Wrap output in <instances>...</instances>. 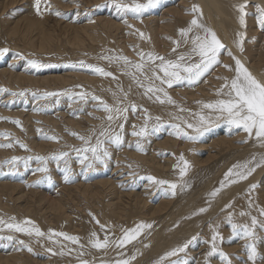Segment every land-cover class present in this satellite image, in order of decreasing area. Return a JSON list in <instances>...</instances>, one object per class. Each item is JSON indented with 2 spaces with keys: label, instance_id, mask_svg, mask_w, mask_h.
I'll list each match as a JSON object with an SVG mask.
<instances>
[{
  "label": "rangeland",
  "instance_id": "1",
  "mask_svg": "<svg viewBox=\"0 0 264 264\" xmlns=\"http://www.w3.org/2000/svg\"><path fill=\"white\" fill-rule=\"evenodd\" d=\"M61 1H62L61 3H57L60 4L59 7L58 6L55 7L53 5V0L52 2L50 0V4L53 6L52 7L53 10H60L65 14L64 16H56L53 11H43L44 8L43 4L41 5L42 15H38L35 9V0H30L29 2H25V3H23L24 1H22V3L15 2L14 4H9L6 6L5 4L3 5V3H1L3 2V0L2 1L0 0V49L8 50L7 52H5L4 55L0 56V86L8 90L7 92H0V132H7L11 134L7 140L5 139L4 136L0 135V143H10V142L13 143V146L9 148L0 147V161H4L5 159H8L12 156L35 157L39 155V156L48 157L51 156L52 154H57L59 152H68L70 157L68 166L72 170V177H73V180L71 182H65L63 178L64 177L63 169L65 167V164L63 160L59 162L51 159L48 160L46 165L48 169L47 175L51 177V182H49V180L47 179H42V177L45 175L44 173L36 171V169L38 167L43 166V164L35 159L29 160L27 167H25L23 161L18 162L17 169L14 172L9 170L10 169L9 165L0 164V183L5 182L9 184L10 183L15 184L14 189H10L9 187L5 188V191L2 194L1 201L4 204H6V206H10V205L12 206L15 202V206H16L15 208H13L15 211L13 209L11 210V208L5 211L4 207H0V212L2 211L7 212L6 215L8 214V218L15 216L17 217V215H19L21 219L24 217L25 218L29 217L32 220L34 218V220L32 221L39 220V218L45 220L51 219V222H48L49 225V226L47 225L48 227L45 225L43 226L41 222H40L41 224L37 223V221L35 222L36 225L38 224L39 228L43 232H47V233L44 236L45 238L44 237L37 238L34 236V239L36 238L40 240L39 243L45 240L44 242H46L48 245H53V243H57L59 245L63 244V243L62 244L58 243L57 240L54 238L52 240L48 239V235H47L48 230L52 228H54L56 232L59 231V232L67 233L69 235L77 236L81 231L80 226H82V228L87 227L88 229H90L89 233L87 234L88 236L90 232L95 231L96 233L98 232L97 234L100 239L101 238L103 239L105 234H109L112 239H115L114 237L115 233L112 232V230L109 231V229L107 228H104L102 230L100 228V225L96 223V221L98 220L97 215L91 211L90 208L91 206L88 207L86 202H83L86 200L85 197L79 199V202L76 205L75 204L73 205L72 207L73 209L70 206L67 207L68 209L66 207L64 209V211L66 212L65 214L70 215V221L73 222L74 229L68 228L66 223L65 225L63 223L60 224V222L56 218H52L53 216L50 214V212H47L48 210H46L47 204L45 203V201L58 200L63 198L64 196L61 194L62 186L71 185V187H74L75 184L78 183L90 184V185L95 183L96 185L103 186L105 185L103 182L107 181V179L114 178L115 175H122L123 177L118 176L116 177V179L119 180L121 177L123 179L125 178L126 180L124 181L126 182L129 180V183L127 182V184L130 187L129 190L133 191L134 193L136 192L141 193L140 191L143 188V186L147 185V183L145 184V182L147 181V177L153 176L145 171L144 167L142 166V163L141 162L139 163L138 161L139 158L138 155L135 154V152L138 151L135 146L137 142V138L140 137H135L131 135L132 131L134 130V126H135V130L138 131L139 128L142 127L143 124H145V119H144L145 109L138 107L137 111L133 113L129 108L128 112L126 113L127 119L125 121L123 119H120L121 120L120 122L119 120L113 122V125L116 123L115 124L117 126L116 127L115 125L112 126L111 122L110 124L106 122L107 120H106L105 112L102 109L95 107V104L97 102L92 101L91 99H89V101L85 103L79 101L76 98L70 100L67 96L60 95L59 102L57 103L56 97L41 98L42 94L45 92L62 93L65 90H69L72 93L88 92L94 94V92L92 91L94 89L93 84L102 83V85H104L110 82L109 79L111 80L118 79L119 81H121L122 79L121 69L117 68V63L116 62L109 63V61L101 59V56L116 55L120 53L123 55L125 54L123 50L121 51L120 49L119 50L113 49L114 45H110L106 42V37L103 34V32L100 30V28L103 27L102 19L105 17H109L118 22H123L128 18H130L132 15L128 14L126 16H122L121 14H119L117 12V9L112 3V0H105V1L101 0V3L95 0L94 2L96 5L91 2L90 4H87L88 6L86 5L87 7L84 6L87 2H90L87 0L84 1L81 0L82 3L85 2L84 4H82L80 0H77L76 4L79 5L74 4L73 6L71 5L72 0H61ZM181 1L182 0H170L163 7L173 6V8H177L178 6L177 3ZM97 2H99L100 4ZM140 2L143 3L146 2V0H140ZM251 4L252 3H247L245 5V12H246L245 18L248 20H250V17H252L251 20L254 18L255 20L253 19L252 22L253 28L254 26L255 27L258 26L259 32L262 30L261 32L264 33V28H261L260 25L258 24V18L253 17L254 15H256L255 14L256 12H254V10L250 7ZM89 7H91L92 9ZM188 9L191 8L187 7L186 10ZM162 10L163 9L161 8L159 9V11L155 12L156 15L162 12ZM167 13L169 16H171L172 14L170 11H167ZM189 13L191 12L189 11ZM116 14L117 16H115ZM25 15L26 17H31V18L34 17L36 19L38 18L39 20L42 21L46 20L49 22L47 23V26L49 27L47 34L43 38H41L40 32L37 29H32L29 25H25L24 22L25 20L19 22V24L16 23L17 20H22V18L25 19L26 18V17L24 18ZM146 16H149V14L145 13L142 17H146ZM116 17L118 18L116 19ZM132 18L134 17L132 16ZM57 21L59 22L57 25L55 23L53 24V22H57ZM66 24L67 25L69 24L70 26L64 27V25ZM74 26H82L84 28H90L91 29L90 31H92L94 35L89 36L87 35L86 31H81V30L79 31L78 35H75ZM168 27L169 26H164V29H167ZM123 28L124 27H121L122 30H120V32L117 30L112 33L114 34L113 35L114 43L115 41L116 44L124 43L122 42L124 41V39H122V35H121L122 34L121 31H123ZM124 31H126V29ZM252 36L257 40V35L253 34ZM249 39L250 36L247 38V40ZM140 41L141 43L137 44L139 47H141L143 39L140 38ZM254 42L256 41L254 40ZM180 43L181 44H179V46L181 48H183L186 45V43L184 42H180ZM251 43L252 41L248 42V44ZM180 47H176L177 53L175 55V58L182 52L187 51L186 48L182 50ZM140 50L148 52L147 49H142V48H138L137 52ZM152 51L160 54L159 53L160 50H156L152 48ZM160 55H163L169 59V57L172 58L173 54L169 55L168 53L165 54L161 53ZM125 56L129 57V59L133 61L139 60V57L136 54H134L136 58H131L130 55L129 56L125 55ZM33 59L47 66L38 69L32 68L28 64V61ZM81 61H83L85 64H91V65H97L103 67L105 70L112 72L115 78H113V76L106 77V76L98 75L93 73L87 68L80 67L79 62ZM72 65H77V66L73 67ZM18 74L20 75V77L19 78L15 77ZM209 74L210 72L206 74L203 77V79L194 86H188L184 84V85H173L171 88H168L165 85V87L167 89H179L181 93H187V91L189 90L194 91V89L198 85H200L203 82V80L209 76ZM82 75L86 77L84 78L78 77ZM121 85L122 83L121 84L116 83L117 88H119ZM22 91L24 92V95L22 96L12 95V93H20ZM33 93H39L41 95L34 96ZM132 96L134 98H137L133 93ZM103 99L105 100V98ZM130 103L133 102L129 100V102L125 103V105ZM36 109H43V110H36ZM157 117L158 116H156V118ZM3 118H8V119H3ZM133 118H135L136 121ZM156 118L151 117V119L148 120L147 124L149 129L153 128L156 125H159V131L154 132L152 135L146 136V138L144 137L145 139L140 138L138 140L141 141V142L139 141L141 144L144 141L142 144L144 150L141 152L148 153L149 150L150 153H148L149 155L148 154L147 155L151 156L153 154L155 157L158 156L156 160L159 159L158 162H161L160 159H163L162 157L166 158L168 154L167 151L165 152L159 151L161 150V146L156 144L157 147L156 146L151 147L152 146L151 143H154L161 138L163 139L167 135V133L173 135L172 134L173 130H171L172 128L170 127L173 123L171 121L161 119L160 117H158L159 120H157ZM13 120H19L21 122V126H17L15 123L12 122ZM70 120L78 121L79 126H74L73 122H71ZM137 120L139 123H137ZM105 122H106L105 129L111 128L112 132H114L116 129L117 132L120 131L118 128V123L121 122L124 123L125 125L124 127L125 129L123 131L124 143L119 148H117L113 144L106 143L105 147L108 149L110 156L106 159L105 163L104 164L96 163L94 165L95 168L94 171L90 169L85 171L84 166H82L79 163L76 153L72 151L73 147L76 148L81 147L82 142L76 136H73L71 133L76 132L79 133L80 135L91 136L92 143H95L94 138L96 135L94 133H96V131L101 129L103 126L101 124H105ZM133 123H135V125ZM140 123L142 126H140ZM131 124L134 126H132ZM93 125L95 126L97 125L98 127L95 126L93 127ZM226 126L229 125H227L226 123L217 122L214 127L209 128L210 135H208V137L213 138L222 135L223 132L220 131H222ZM90 131H92V133ZM237 132H239V130L234 129L230 133L231 138L236 137L237 135L236 136H232V135H234ZM44 134L56 135L60 139L59 141L44 139L43 138ZM175 137L178 138L180 141L187 140L185 138H180L177 136ZM14 140H19L24 144H26L28 150L21 148L19 144L14 143ZM128 141L130 142L128 143ZM250 141L253 142L254 139H250ZM199 143L201 142L199 141ZM205 143L202 142L201 146L206 145ZM193 147H194L193 149H195L197 145L196 146L194 145ZM121 150H123V152ZM154 150L158 154L159 153L160 154L158 155L156 152H154ZM196 150L197 149H195L194 153L195 155L197 154V158L200 161L205 159V157L209 155L212 157L209 156L210 158L209 157L206 158L202 163H200V165H198L199 167H197L196 169L194 168L191 169L188 172V174H186L184 181L187 182V186L184 188V190H181L180 187H178V189L175 192V194L177 195H174V197H172L173 201L181 192H188L194 185L198 186L199 183L203 182L206 173L197 176L199 169L209 164L212 160L217 159L215 148L213 150L211 148H202L201 150H199L200 152ZM161 154L163 155L165 154V155L161 156ZM260 154L261 153L259 152L257 158H259ZM115 163L117 166L115 165ZM128 164H130L129 167ZM118 165H120V167H118ZM227 170L228 169H226V171ZM130 174L132 177H130ZM164 180L171 181L170 179H165V178ZM37 181H39V183H36ZM133 184L134 186H132ZM252 184H255L256 188L253 189L251 192H249V186ZM30 185H34V186H30ZM250 185L244 188L243 190H241L237 195H232L230 199H223L222 201H219L218 204L215 206L205 207L206 211L203 213H199L201 214L199 218L202 219L203 226L201 228L202 231L195 235L197 236V239L188 246L185 252L179 253L178 256L176 257L166 258V260L162 262V264H167L168 261L176 260V259H179L181 261L187 260L188 264H205V259H204L205 254L210 250V246L208 243H206V241H208L211 238L212 227H215L217 225L219 226L217 230L223 237V241L218 242L219 247L224 252L229 254L230 259L232 260V264H253L252 261L248 260V250L246 246V241L240 238L239 236L233 235L232 229L229 226L227 219L230 211L232 214L231 217L232 223H235L237 225L250 224L251 216H257L259 219H264V217H259V212H258V208H264V171L262 172L261 177H259L258 180L251 183ZM219 186H220L219 182H216L214 184V188H217ZM131 187H133L134 189ZM153 187L154 189L151 190V193L152 195L154 193L152 197V201L154 200V202L152 203L157 204L159 203V200H157L155 196L158 195V191L160 189L159 187L166 188L167 186L157 185V187L156 186ZM123 190L126 191V189ZM78 192H79L78 189L71 188V190H68V192L67 191L63 192V194L65 195L66 193L69 197L73 199L77 197V195L80 197L81 193ZM106 199L107 198L104 199L105 202ZM249 199H251L252 201L251 207H249ZM42 203L46 205L44 206ZM226 205H230V206L225 207ZM40 212L45 213L42 214L44 217L40 215L41 214ZM241 212L250 213V215L242 216L240 215ZM0 217L3 216L0 214ZM19 217L16 218L18 221H19L18 219ZM93 217H95L96 221L93 219ZM91 227L94 228V230L91 229ZM24 235L25 234L22 233L11 232L7 229L0 231V254L3 255V254H8L9 252L25 251V248H22L19 244V241H21V239L24 240L25 237H28V235L25 236ZM8 236H13L14 238L12 240H9L7 239ZM79 238L80 241L83 239L82 237ZM84 241L86 240L83 239L81 242L84 243ZM186 241L187 239L183 236L178 241L176 247L185 243ZM81 242L76 245L83 244ZM87 242H85L84 245L88 246ZM255 244L257 249L255 264H264V229L257 227ZM37 246L39 248L41 245L37 244ZM37 246L36 249L32 251L34 253L32 252L30 253L32 257H36V259L38 258L40 260L43 259V256L47 254V252L44 251L43 253L42 250L39 251V249H37ZM89 247L88 249L86 247L83 248L84 251L83 252L84 258L82 257L83 259L88 260L90 259V257L93 258V256H91V254H89L88 252L89 249H91L92 247L90 245ZM78 248L80 249L81 247L79 246ZM142 248L143 246L139 248V251ZM118 249L119 248L112 249L115 252V255H119V256L121 254L123 255V252ZM115 250H117L118 252H116ZM99 251L101 250L97 249L95 252H99ZM23 254L27 255L26 252ZM77 254H79L80 256V253H76L74 256H77V258L75 259H77L76 261L79 262V259L81 257H78ZM131 254L132 252L129 253L128 256H131ZM52 256L48 257L49 262L54 260L56 261L57 259L59 260L61 258L60 254H52ZM46 260L47 257L45 258L44 261ZM157 260L159 259L151 260L149 264L151 263L156 264ZM72 263L73 262H71V264ZM73 264H75V262ZM208 264H223V262L220 260L219 256H213L209 258Z\"/></svg>",
  "mask_w": 264,
  "mask_h": 264
},
{
  "label": "bare ground",
  "instance_id": "2",
  "mask_svg": "<svg viewBox=\"0 0 264 264\" xmlns=\"http://www.w3.org/2000/svg\"><path fill=\"white\" fill-rule=\"evenodd\" d=\"M22 1H24L23 3H25V2H29L30 0H3V2L1 3H3V5L5 4L6 6L9 4H14L15 2L22 3ZM76 1L77 0H72L71 5L73 6L74 4H76L77 3ZM87 1H90V2H87ZM87 1H86L87 3L84 6H86L87 4H90L91 2L95 4L94 2L95 0H87ZM97 1L101 3V0H97ZM168 1L170 0H161V3L158 6H156L155 8L149 9L148 12H146L147 14H149V16H146V17L141 16L139 19L132 18L131 16L130 18L125 20L127 21V23H125V21L118 22L109 17L103 18L102 19L103 27L100 28V30L105 35L106 42L110 45H114L113 49H117V50L120 49L121 51L123 50L124 54L128 56L130 55L131 58H136L134 54H136L135 52H137L138 48L147 49L148 51H152V48H153L156 50H160L159 51L160 54L161 53L163 54L168 53L169 55L173 54L172 58L175 59L177 49L175 52H172V49L176 47V45L173 44V41L184 42L178 30L181 28L187 27L186 25L188 24L189 20L192 17V13H189V11H187L186 8L187 7L191 8L193 4H197L199 5L200 10L202 12V16L200 17L201 22L204 25L212 28L217 33L222 43H224L227 46V49L230 50L234 56L241 59L244 65L253 73V75H255L258 79L264 80V33L261 32L262 30L259 32L258 26L256 27L254 26L253 28L252 22L254 18L251 20L252 17H250V20L245 18V26L242 27L239 23V11L237 8V5L239 4L243 3L246 5L247 3H252L250 7L254 10V12H256L255 13L256 15L253 14L254 15L253 17L258 18L260 16V9H264V0H182L181 2L177 3L178 4L177 8H173V6L163 7ZM61 2H62L61 0H53V5L55 7L56 6L59 7L60 4H57V3H61ZM128 2H130V0H128ZM76 5H79V4H76ZM161 8L163 9L162 12L156 15L155 12L159 11V9ZM167 11H170L172 13L171 16L168 15ZM115 16H117V14ZM25 17L26 15L24 16V18ZM117 18L118 17H116V19ZM23 20H25L24 21L25 25H29L32 29H37L40 32L41 38H43L47 34V31L49 28L47 26V23H49L48 21L46 20L42 21L34 17L32 18L26 17L25 19L22 18V20H17L16 23L19 24V22ZM54 23L57 25L59 22L58 21L53 22V24ZM68 26L70 25L69 24L64 25V27H68ZM164 26H169V27L167 29H164ZM74 27H75L74 28L75 35H78L80 30L86 31L87 35L89 36L94 35V33L90 31L91 30L90 28H84L82 26H74ZM121 27H124L123 31H121L122 39H124V41L122 42L124 43L116 44V41L114 43V36H113L114 34L112 33L117 30L120 32V30H122ZM125 29L126 31H124ZM137 30H139V32H143L145 34V37H148V39L146 40L143 39L141 47L137 45L141 43L140 41L141 37L139 36V32H137ZM238 32L244 33L242 52L235 44V41L237 39L236 34ZM253 34L257 35V40L252 36ZM249 36H250V39L247 40ZM254 40L256 42H254ZM251 41L252 43L248 44V42H251ZM170 45H173V46H170ZM185 48L188 51V49L190 48V44H186L181 49L183 50ZM170 58L171 57H169V59ZM220 59L222 62L221 65L215 66L212 70H210L209 76L205 78L203 82L194 89V91L189 90L187 91V93H181L179 89H167L164 86L166 91L169 93V95L176 101L175 105L168 104V103H160L159 101H156L154 97L153 99H149L147 96L143 94L144 89L138 87V85L131 79L129 75L124 74V71L122 70V64H118V63H117V68L121 69V75H122L121 81H119L118 79L117 80L109 79L110 82L108 83L105 82L106 84L104 85H102V83L93 84L94 89L92 91L94 92V94H97L98 96L102 98H105V100L110 105L116 103V98L113 97V92H115L117 93V96L119 97L121 101V106L125 105V103H128L129 100H131V102L136 104L138 107H141L142 109H146L147 113L152 118L153 117L156 118V116H158L161 119L171 121L174 124V123H181L180 120L176 119V117L179 116V117H182L183 119L188 120L189 122H194L195 117L192 114L201 111V106L197 104L196 101H209V100L216 99L215 90L222 83H224L223 79H218V77H231L233 75L232 72H230L228 69L222 66L223 64H230L234 67V61L231 59V57H229L226 53H224L221 55ZM19 74L16 75L15 77L19 78L20 77ZM78 77L84 78L86 76L82 75ZM116 83H120V84L122 83V85L119 88H117ZM120 89H123V92H121ZM124 93H127L126 99L124 98ZM132 93L137 98H134L132 96ZM178 96H179V99H178ZM133 103H130V104H133ZM177 105L186 109L187 111H183V112L179 111V108L177 107ZM204 111L207 112V110H204ZM72 120L70 121L73 122L74 126H79L78 121H72ZM115 121L116 120L111 121L112 126L116 124L115 123L113 125V122ZM120 121L121 120H119V122ZM106 122L110 124L108 120ZM106 122L105 124H101L103 125L102 128L96 131V133H94L95 135H98V133L101 130L105 129ZM137 123H139L138 120H137ZM133 124L135 125V123ZM94 126L95 125H93V127ZM140 126H142L141 123H140ZM95 127H98V126L96 125ZM138 127H139V124H138ZM234 129L235 128H230L229 126H226L222 131H220V132H223L222 135H219L213 138L208 137V135H210L209 130H208L196 142L192 140H188V139L184 141H180L178 138L175 137V135L173 136L167 133V135L163 139L161 138L157 140L156 142L153 141L154 143H151L152 146L150 145L151 147H153V146H156L157 144L161 146V150L159 151H162V152L167 151L168 154L166 158L162 157L163 159H160L161 162H158L159 159L156 160L158 156L155 157L152 153H151L152 155L150 154L151 156H148L149 155L148 153H150L149 150H148V153H143L141 151L135 152V154L138 155L139 157L138 158L139 163L140 162L142 163V166L144 167L147 173H150L151 175H153L152 177H155L157 179H164V178L170 179L172 182L178 185L177 188L175 189V192H176V190L179 187V184L182 183V180L179 176V169L174 168V164L177 163V157H179L180 154H183L184 158L187 161H189L191 165L188 170L189 172L191 169L193 168L196 169L197 167H199L198 165H200V163H202L206 158L210 156L209 155L205 157V159L200 161L197 158V154L195 155L194 153L195 149H197L196 151H199L202 148H211L212 150L215 148L217 159L212 160L209 164L199 169V172L197 174V176H200L206 173V176L204 177V181L199 183L200 186L194 185L188 192H181L174 199V201L172 200V197H174V195L171 194V191H169L168 193H165V191L163 190V188L165 187H159L160 189L158 191V195H157L158 197L155 196L157 200H159V203L157 204L152 203L154 202V200L152 201V197L154 193L152 195L151 190L154 189L153 186L157 187V185L154 182L147 179V181L145 182V184L147 183V185L143 186V188L140 191L141 193H138V192L134 193L133 191L129 190L130 187L127 184V182L129 183L128 179L132 177L131 174H130V177L127 179L128 180L127 182L124 181L126 180L125 178L123 179L120 177L119 180L116 179V177L122 176V175H115L114 178L110 177L111 179H107V181L103 182L105 184L103 186L96 185L95 183L91 185L78 183V184H75L74 187H71V185L62 186L61 194L64 197L58 200H46L45 201V203L47 204V205L45 204L46 210H48L47 212H50V214L53 216L52 218H56L60 222V224L63 223L65 225L66 223L68 228L74 229V224L73 222L70 221V215L68 214L66 215L65 214L66 212L64 211V209L65 207L67 208L68 206L72 208L74 204L76 205L79 202V199H81L82 197L83 198L85 197L86 200L83 202H86L88 207L91 206L90 207L91 211L97 215V219L99 220V222H101V224H104L106 226L105 228L109 229V231L112 230V232L115 233L114 235L115 238L121 235L122 228H131L135 224L141 221L150 223L152 227L150 229H145L142 232V234L135 240L136 242L133 241L127 244L124 248L118 249L123 252L124 258L129 257L128 254L131 252H132L131 256L135 254V259L131 261V264H149L151 260L159 259L161 256L164 255L165 252L176 247L178 241L183 236L188 241L191 239L190 237H193L202 231L201 228L203 226V222H202V219L199 218V216L201 215L199 213L201 212H198V209L209 207V206H215L218 204L219 201H222L223 199H230L232 195H237L241 190L248 187L251 183L255 182L256 180L259 179V177H261V174L264 171V166L256 168V170L250 176H248L246 180H241L234 184H230L222 188L215 197L209 196V193H211V191L215 189L214 184L216 182L220 183V181L224 178V172L226 171V169H229L230 167H232L233 164H236L237 162H243L244 160L249 159L253 154L258 155L259 152L261 154H264V147H261L255 140L253 142L248 140L247 143H239V141L243 140L246 137V133H244L241 130H239V132L232 135V136L237 135L236 137L231 138L230 133ZM116 130L114 132H117ZM185 130L189 132L190 134L192 133L191 129L185 128ZM90 132L92 133V131ZM138 139L140 138H137V141ZM199 141L201 143H199ZM129 142L130 141H128V143ZM202 142L203 143L207 142V143H205L206 145L201 146ZM194 145L195 146L197 145L198 148L195 147V149H193ZM155 150L154 152H156ZM121 151L123 152V150ZM164 155L161 154V156H164ZM118 157H121V156H118ZM129 165L130 164H128V167ZM118 167H120V165H118ZM185 177L183 178V181ZM132 186H134V184ZM7 187H9L10 189H14L15 184H12V183L9 184L5 182L0 183V207H4L5 211L9 210V208H11L12 210L13 208L16 207L15 202L12 206L10 204H9L10 206H6V204H4L1 201L2 194L5 191V188ZM71 188L78 189L79 192L81 193L80 197L77 195V197L72 199L66 193L65 195L63 194V192L65 191L68 192V190H71ZM123 189H126V191H124ZM105 198H107L106 202L104 201ZM5 211L0 212V214L3 216L5 220H7L8 214L6 215L7 212ZM194 212L197 214L193 215ZM40 213H41L40 214L41 216H43L42 214H45L43 212H40ZM17 217H19V215H17ZM27 218L30 219L29 217ZM18 219L23 220L25 219V217L22 219L19 217ZM32 220H34V218ZM36 221L39 224L42 223L43 226L44 225L47 226L48 222H51V219L45 220V219L39 218V220H36ZM80 227H81V231L79 232L77 236L85 239L86 240L84 241L85 243L88 241L89 236L87 234L89 233L90 229H88L87 227H83V228L82 226ZM91 229L94 230V228L92 227ZM84 231H85V234H84ZM44 233H47V232H44ZM53 238L56 239L58 243H61V244L63 243V244L59 245L57 243H53V245H48L46 242H44L45 240L39 243L40 240L36 238L34 239V236L25 237L23 241L27 245H29L32 249L34 248L33 250L36 249L37 244L41 245L39 248L37 246V249H39V251L42 250L43 253L44 251L47 252V254L51 253L50 256H52V254H60L61 247H64V254L63 255L60 254L61 258L59 260L56 258L57 259L56 261L54 260V261L49 262L48 261V257H50L49 254L48 255L45 254L43 256V259H40V260L38 258L36 259V257H32L31 253L27 251L25 248V251L23 252L15 251V252H9L8 254H3V255L0 254V264H71V262L73 263L75 262V264H79V262L76 261L77 259H75L77 258V256H74V255L76 253L84 252L83 251L84 247H86L87 249L89 247V244L87 246V245H84L83 242H81L83 239L80 241L83 244L76 245V244H72L70 241L64 240L63 237L54 236ZM81 245H83V247H81ZM79 246L81 247L80 249L78 248ZM142 246L143 248L139 251V248ZM48 248H51L52 252H49L47 250ZM112 249H117V247L111 246L108 249L101 250L99 252H95L97 249L95 250L94 248L89 249L88 251L89 254L93 256V258L90 257V259H88L89 264H102V262H104V264H108V262L119 259L121 255L120 256L115 255V252ZM115 251L118 252L117 250ZM25 252L27 253V255L23 254ZM77 255L78 257H80L79 254ZM46 257H47V260L44 261Z\"/></svg>",
  "mask_w": 264,
  "mask_h": 264
},
{
  "label": "snow or ice",
  "instance_id": "3",
  "mask_svg": "<svg viewBox=\"0 0 264 264\" xmlns=\"http://www.w3.org/2000/svg\"><path fill=\"white\" fill-rule=\"evenodd\" d=\"M113 5L117 9V12L122 16L131 14L134 18L139 19L143 16L149 9L155 8L161 3V0H146V2H140V0H112ZM44 5L43 11H53L56 16H64L65 14L60 10H53L50 0H35V9L38 15H42L41 5ZM239 11V23L243 27L245 26V4L237 5ZM192 13V17L188 22L187 27L179 29V34L183 38L184 43L190 44L188 51L181 53L176 56V58L168 59L163 55H160L154 51L145 52L140 50L136 53L139 60L133 61L129 57L123 54L116 55H104L101 59L109 61V63L116 62L122 64V70L124 74L129 75L131 79L138 85V87L144 89L143 94L149 99L155 98L156 101L160 103L176 104V101L169 95L165 89V85L171 88L173 85H188L194 86L200 82L203 77L210 72L215 66L221 65V55L226 53L234 61V67L230 64H223L222 66L233 73L231 77H218V79H223L222 83L216 91V99L209 101H196L197 104L201 106V111L193 113L195 117L194 122H189L182 117L177 116L176 119L180 120L181 123H174L170 127L173 129L172 134L185 138L188 140L196 141L205 132L209 130L210 127H214L217 122L226 123L230 128H235L246 133V137L239 141V143H247L248 140L254 139L261 147H264V80L258 79L253 73L244 65L241 59L234 56L227 46L222 43L221 39L218 37L217 33L210 27L204 25L201 22L200 17L202 12L199 5L193 4L191 9L187 10ZM127 23V21H125ZM258 24L261 28H264V9H260V16L258 17ZM131 27V26H130ZM139 32V30H137ZM237 39L235 41L236 46L243 51V39L244 33L238 32ZM139 36L142 39H148L145 37L143 32H139ZM176 47H179L180 41H173ZM176 47L172 49V52L176 51ZM7 49H0V56L7 52ZM28 64L32 68H42L47 65L41 64L39 61L33 59L29 60ZM76 67L77 65H72ZM79 66L87 68L95 74L102 76H113L114 74L110 71L105 70L103 67L91 64H85L83 61L79 62ZM159 82V83H157ZM0 86V92H7ZM123 92V89H120ZM15 95H24V92L12 93ZM34 96H40L39 93H33ZM67 96L70 100L73 98L79 101L87 103L89 99L97 102L95 107L102 109L106 113V119L111 122L113 120H126L129 108L133 113L137 111L138 106L136 104H127L121 106V101L117 96V93L113 92V97L116 98L115 104H109L102 97L97 96L88 92L72 93L69 90H65L62 93L57 92H45L42 94L41 98L46 97H56L57 103L59 102V96ZM124 98H127V93H124ZM179 111H187L186 109L180 107ZM43 110V109H36ZM204 110H207L205 112ZM145 113V124L139 128V130L132 131L131 135L135 137H146L152 135L154 132L159 131V125L153 128H148V120L151 119L147 110ZM8 119V118H3ZM159 120V118H156ZM17 126H21L19 120H13ZM124 123H118V128L120 131L112 132L111 129L101 130L98 135L95 136V143H92L91 136L80 135L79 133L72 132L73 136H76L81 142L82 146L79 148L73 147L72 151L76 153L79 163L84 166V170H95L94 165L96 163L104 164L106 159L110 156L108 149L105 147L106 143L115 145L117 148L121 147L124 143ZM191 129L190 134L185 130ZM0 135L4 136L7 140L11 135L7 132H0ZM44 139L59 141V137L56 135H43ZM14 143L19 144L21 148L28 150L26 144L19 140H14ZM13 143H0V147L9 148L12 147ZM131 146V145H130ZM136 149L138 151H143V145L136 142ZM90 153V155H89ZM68 152H59L57 154H52L51 156H35V157H18L12 156L4 161H0V164H7L10 166V171L14 172L17 169V164L23 161L25 167H27L28 161L35 159L43 164V166L38 167L36 171L44 173L45 175L42 179H47L51 182V177L47 175V162L49 159L55 160L57 162L63 160L65 167L64 180L65 182H71L73 180L72 170L68 166L69 162ZM190 163L187 161L183 154L177 157V163L174 165L175 168L179 169V176L182 180L179 187L181 190L187 186V182L183 181L186 176ZM264 166V154H260L257 158L256 154H253L250 159L244 160L243 162H237L233 164L225 173L224 178L220 181V186L215 188L209 193L210 197H215L222 188L234 184L241 180H246L258 167ZM150 181L154 182L158 186H165L163 188L165 193L171 191L172 195H175V189L177 184L164 179H157L155 177H147ZM36 183H39L37 181ZM34 186V185H30ZM256 188L255 184L249 186V192ZM226 205L225 207H229ZM252 206V201L249 199V207ZM206 208L198 209V212H205ZM259 217H264V208H258ZM197 213H193L196 215ZM240 215H250V213L241 212ZM232 214L228 215V224L232 229L234 236H239L246 241V246L248 250V260L255 264L257 249H256V229L257 227L264 229V219H259L257 216H251L250 224L237 225L232 223ZM95 219V217H93ZM97 224L103 230L106 226L100 224L97 220ZM152 225L146 222H138L131 228H122L121 235L115 239L110 238L108 234H105L103 239H100L98 234L93 231L89 234L88 244L98 250H106L111 246L117 248H124L127 244L135 241L145 229H150ZM218 225L212 227L211 238L206 241L209 244L210 250L205 254V264H208L209 258L213 256H219L223 264H232V260L228 253L224 252L220 247L218 242L223 241V237L219 233ZM9 230L15 233H22L28 236H35L37 238H42L46 235L36 223L28 218L23 220H17L16 217H9L5 220L0 217V231ZM48 239L52 240L53 237H63L64 240L70 241L72 244H79L80 238L75 235H69L64 232H56L54 229L48 230ZM13 236H8L7 239L12 240ZM197 239V236H193L190 240L185 243L167 251L163 256L156 261V264H162L168 257H176L179 253L185 252L188 246ZM22 248H26L27 251L32 252L33 249L27 245L23 240L19 241ZM83 247V245H81ZM52 252L51 248L47 249ZM60 254H64V247H61ZM83 252L80 253L79 264H89V261L83 259ZM135 259V254L124 258L121 254L119 259L108 262V264H131V261ZM104 264V262H102ZM167 264H188L187 260H171Z\"/></svg>",
  "mask_w": 264,
  "mask_h": 264
}]
</instances>
